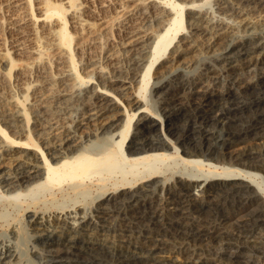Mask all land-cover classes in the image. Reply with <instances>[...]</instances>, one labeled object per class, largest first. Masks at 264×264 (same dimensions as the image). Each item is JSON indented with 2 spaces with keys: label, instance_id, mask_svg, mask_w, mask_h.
Segmentation results:
<instances>
[{
  "label": "bare ground",
  "instance_id": "obj_1",
  "mask_svg": "<svg viewBox=\"0 0 264 264\" xmlns=\"http://www.w3.org/2000/svg\"><path fill=\"white\" fill-rule=\"evenodd\" d=\"M79 1L0 15V61L39 87L0 106V195H33L0 264H264V0Z\"/></svg>",
  "mask_w": 264,
  "mask_h": 264
},
{
  "label": "rangeland",
  "instance_id": "obj_2",
  "mask_svg": "<svg viewBox=\"0 0 264 264\" xmlns=\"http://www.w3.org/2000/svg\"><path fill=\"white\" fill-rule=\"evenodd\" d=\"M8 0H0V15L2 16V17H4L5 15H8L9 14V12L10 11H8V8H7V6H6V2H7ZM79 1V0H78ZM80 1H81V3H80ZM79 1V6H81L80 7V10L82 11H80V13H82V15H85L86 16V14H87V16L88 17H91V19L93 18V16H91V15H93L91 12H92V10L94 11V14H100V16H103V14L104 13H101L100 12V9H99V7H98V0H80ZM86 1V2H85ZM183 1H187V0H183ZM83 3V4H82ZM88 3H90V4H92L91 6H90V4H88ZM87 4V5H86ZM85 6H86V8H85ZM88 6H90V9L88 10ZM92 7V8H91ZM93 7H94V9H93ZM89 11V12H88ZM98 13H97V12ZM8 12V13H7ZM84 12V13H83ZM86 13V14H85ZM108 14H112L111 12H108ZM90 15V16H89ZM84 16V17H85ZM86 16V17H87ZM185 25H187L186 24V22H185ZM72 27V26H71ZM70 27V28H71ZM71 30H72V32H74V31H76V28L75 27H72L71 28ZM116 31V30H115ZM115 31H112V33H108V35L109 34H113L112 36L111 35H109V37L112 39V40H110V39H108V37H106V36H104L103 38H102V46L100 47V46H96V45H94L93 47H95V48H93V50H91L90 51V53L91 54H93L92 56V58H95V61H94V64H96V62H97V65L98 64H102L101 66H109L108 65V62L110 61L109 60V56H112V53H115V54H117V56H119V54L121 55V53H122V50H118L119 49V47L117 46V42L115 41L117 38H115V36H114V33H115ZM9 38H8V36L6 35V34H4V33H2V31H0V53L2 52V51H4L3 49H5L6 47H8L9 46ZM116 42V43H115ZM175 42V41H174ZM75 43V42H74ZM73 43V44H74ZM174 44L175 43H173V44H171V46L169 47V49H168V52H169V50L171 49V47H173L174 46ZM96 47H98V48H96ZM91 48V49H92ZM95 50V51H94ZM95 54H96V56H95ZM13 55H15V54H13ZM0 56H1V54H0ZM122 56V55H121ZM200 56H201V53H200ZM24 58L25 56H22V55H16V59L17 58ZM26 58V57H25ZM206 59H211L210 57H205ZM117 59V58H116ZM87 60H88V58H85V62H87ZM108 60V61H107ZM88 62H90V61H88ZM92 62V61H91ZM90 62V63H91ZM0 63H3V66H1L3 69H5V70H8L9 69V67H7L8 65H6L7 63H6V61L5 62H2V61H0ZM92 64V63H91ZM105 64V65H104ZM5 67H7V69L5 68ZM85 67H87V65L85 66ZM89 70V67L87 68V69H83L82 68V71H81V69H80V71H81V73H82V75H84L85 73V75H87L88 74V72H90V71H88ZM79 71V72H80ZM87 71V72H86ZM198 71H200V67H198V68H196V69H194V70H190V71H188L187 72V74L190 76L191 74H193V73H195V72H198ZM6 72H8L7 73V75L3 78V77H1L0 76V106L1 105H3V106H6V104L7 105H11L12 103H16V100L17 101H19V99H20V101H24V102H22L23 104H25L26 106H30V103L29 102H33L34 101V97H35V95H37L36 93L39 91V87L37 86V85H33V87H31L32 88V90H31V88L26 92L25 90L26 89H24V87H22V85L24 84L23 82V80H25V79H22V77H18L17 79H16V75H17V72H18V69H12L11 71L10 70H8V71H6ZM9 72H10V74H9ZM14 72V73H13ZM14 74H15V76H14ZM10 76V77H9ZM7 77H8V79H7ZM19 78H21L20 80H19ZM32 79H34V81L36 80V77H34V78H32ZM9 80V81H8ZM33 81V82H34ZM95 81L97 82L98 81V79L96 80L95 79ZM23 83V84H22ZM35 83V82H34ZM221 89H223V86L221 85ZM37 90V91H36ZM30 91V92H29ZM29 95V96H28ZM24 96V97H23ZM26 96V97H25ZM16 97H17V99H16ZM21 97V98H20ZM30 97V98H29ZM121 97V96H120ZM27 98V99H26ZM34 98V99H33ZM149 98H150V108H152V109H154V108H158L159 107V111H161V109L160 108H162L163 107V105L161 104V103H159V106H158V101L155 99V98H153V99H151V97L149 96ZM12 100H15V102H13ZM31 100V101H30ZM26 101V102H25ZM29 101V102H28ZM78 107V106H77ZM54 110H56V109H54ZM80 111V110H79ZM72 112H76V109H73L72 110ZM82 113V111L80 112V114ZM46 116H47V118H49V116L51 115V113H47L46 112ZM156 115H158V114H156ZM45 116V117H46ZM31 118H32V120H31V122H30V127H34L35 125H36V123L35 122H32L36 117L34 116V115H31ZM37 119H38V117H37ZM135 120V119H134ZM22 121V120H21ZM21 121H19V123L21 122ZM134 122V121H133ZM22 124H26L27 125V120L25 119V120H23V122H21ZM32 123V124H31ZM35 124V125H34ZM42 126V125H41ZM45 125H43V127H44ZM94 125H93V123H88L87 125H85L83 128H85L84 129V131H85V133L84 134H88V132L90 133L91 132V130H94V127H93ZM31 129V128H30ZM89 129V130H88ZM88 130V131H87ZM28 132V131H27ZM26 132V133H27ZM35 132V131H34ZM34 133L31 131V134L29 133V136H31V138L32 139H35L36 137H37V135H33ZM34 136H36V137H34ZM38 138V137H37ZM26 139V137L24 136L23 137V140H25ZM0 140H1V138H0ZM36 140V139H35ZM39 140V139H38ZM98 143L97 144H100V140L101 139H99V141H98V139H95ZM8 195H10V192H9V194ZM36 199H37V201H38V205L40 206V207H44V205L46 204V205H49L50 204V200L52 199V196H51V194H50V192L49 191H47V190H43V191H41L40 193H37L36 194ZM31 201H33V195L32 194H28V195H24V196H21V197H19V198H7V197H3V196H1L0 195V234H2L3 232L5 233V231L7 232V231H10V229L12 228V226L14 225H17V223L19 224V220L21 219V215H22V212H23V208L24 207H26V205L28 204V203H30ZM47 202V203H46ZM20 218V219H19ZM22 230V231H21ZM19 229V232H18V234L19 235H17L18 236V238H19V240H21V244H24L25 242V237H27V232H26V230L24 229V228H22V229ZM21 232V233H20ZM24 238V239H23ZM23 239V240H22ZM41 247H45L46 249H51V248H53V247H46L45 245H43V244H41L40 245ZM29 254V255H28ZM28 254H26V255H28V256H30L31 258H34L33 260V264H50V263H46V262H44L40 257H38L39 255H37L36 253H29L28 252ZM31 254V255H30ZM40 258V259H39Z\"/></svg>",
  "mask_w": 264,
  "mask_h": 264
}]
</instances>
